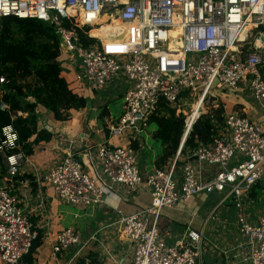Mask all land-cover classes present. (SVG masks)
<instances>
[{"label":"built area","instance_id":"1","mask_svg":"<svg viewBox=\"0 0 264 264\" xmlns=\"http://www.w3.org/2000/svg\"><path fill=\"white\" fill-rule=\"evenodd\" d=\"M6 16L53 25L79 89L104 91L111 83L123 88L121 114L106 119L114 135L146 129L161 101L182 112L183 101L217 100L220 92L249 93L264 113V0H0V19ZM68 20L70 26L65 24ZM79 28L87 29L94 41L85 43ZM6 82L0 77V93ZM223 104L224 124L218 125L211 142L186 154L181 148L166 165L145 175L132 145L109 143L88 151L99 163L91 161L94 174L73 153L45 171L43 181L71 206L106 203L114 185L150 194L149 205L126 215L119 209L113 224L132 247L131 261L118 259L99 231L84 240L75 226L57 235L53 255L95 242L105 250V260L116 264H198L204 252V226L188 223L170 242L160 233V219L167 208L217 193L223 198L205 223L229 201L242 238L239 247L244 249L238 264H264V210H251L258 197L252 193L264 188V122L228 111ZM1 108L9 106L2 102ZM2 132L3 163L15 176L26 156L8 155L19 146L20 137L11 125ZM38 236L19 197L0 184L4 264H29L24 258Z\"/></svg>","mask_w":264,"mask_h":264},{"label":"crops","instance_id":"2","mask_svg":"<svg viewBox=\"0 0 264 264\" xmlns=\"http://www.w3.org/2000/svg\"><path fill=\"white\" fill-rule=\"evenodd\" d=\"M62 54L66 58V54ZM62 70V75L69 82L70 87L76 93L86 97L87 105L84 108L72 110L67 119L59 120L55 118L50 109L39 104L34 111L37 115L38 129L51 132L52 138L42 140L33 146L34 153L25 155L26 158L15 176H10L6 166L3 165L6 173L0 181V184L7 185L12 193L19 197L21 204L29 212L37 230L41 233V244L32 254L31 262L27 263L80 264L82 259L88 263V256L92 252L98 254V258L103 260H100L103 264L112 263L110 259L105 260V250L95 242L89 243L85 248L76 246L64 253L53 255L57 235L68 226L78 228L84 240H87L93 232L99 231L102 242L106 247L109 246L108 249L116 252L118 259H123L122 255L125 254L131 261L132 247L124 236L120 237V232L114 229L115 225L113 224L119 218V209L126 215L140 207L149 205L150 194L148 191L132 190L114 185L106 203L89 207L71 206L57 198L53 187L43 181L42 175L68 153H73L81 158L88 171L94 174L91 161L95 165H99V163L94 154L89 156L88 151L98 143H109L116 146L132 145L138 151L140 168L145 175L157 168L156 162L164 153L162 142L154 137L157 126L149 124L150 127L148 126L140 132L130 130L125 135L112 134L106 119L114 116L111 114L107 100L109 97L106 93L120 90L119 96L123 97V88L111 83L104 91L81 90L79 83L74 80V71L67 61L62 65ZM231 95H234V98L230 97L227 101H222L227 104L228 111H237L256 122H264V113L249 93H232ZM28 100L36 101L34 97H29ZM20 114L23 113L20 112ZM23 115L27 116L28 113ZM35 138L36 135L30 140L33 141ZM171 159L172 157L164 165ZM204 173V176L208 177L207 171ZM206 198L207 196L197 197L189 202H182L171 209L167 208L160 219V233L166 240L174 242L186 229L188 223H192L198 228L204 226V252L198 264H238L240 260L237 259L241 258L244 249L239 247L242 238L235 227L234 212L233 216L230 214L232 204L228 203L231 206L230 209L227 206L223 207L224 209L216 213V218L205 223L219 203L217 202L209 210H204L202 204ZM221 226L227 227L228 232L233 234L235 232L238 236L234 238L227 235L223 230L225 228L221 229ZM0 264H4L1 256Z\"/></svg>","mask_w":264,"mask_h":264},{"label":"trees","instance_id":"3","mask_svg":"<svg viewBox=\"0 0 264 264\" xmlns=\"http://www.w3.org/2000/svg\"><path fill=\"white\" fill-rule=\"evenodd\" d=\"M65 24L70 26L71 21ZM79 32L85 43L94 41L87 36V29L79 28ZM60 54L61 41L53 25L34 18L6 16L0 19V77L4 76L7 80L1 87L3 93H0V143L4 139L2 130L5 126H13L20 137L19 146L7 151L8 155L18 152L31 155L35 144L52 138L51 132L38 129L34 111L39 104L50 109L59 120L67 119L72 110L87 105L86 97L76 93L62 75V64L58 61ZM29 97H34L36 101H29ZM2 102L9 108L2 109ZM224 114L222 101L215 109L202 113L193 124L182 153L200 143L211 142L218 134V125L224 124ZM150 124L157 126L154 137L164 147L163 155L156 162L157 167H162L177 153L184 133L190 127L186 126L183 112L163 101L151 116ZM35 135L36 138L31 141ZM3 160L0 152V181L6 173ZM252 194L256 195V190ZM40 234L31 252L25 256V262H31L32 254L41 244ZM88 259V263L82 259L80 264H103L97 253H90Z\"/></svg>","mask_w":264,"mask_h":264},{"label":"rangeland","instance_id":"4","mask_svg":"<svg viewBox=\"0 0 264 264\" xmlns=\"http://www.w3.org/2000/svg\"><path fill=\"white\" fill-rule=\"evenodd\" d=\"M254 41V40H253ZM58 61L63 65L66 61L65 56H63V54L61 53ZM120 91V90H119ZM114 92V91H108L107 97H109L107 100L109 101V108L111 111L112 116H114L115 118L119 117V115L122 112V107L120 106V104L123 102V97H120V92ZM222 92H220L221 94ZM232 93H222V96L218 95L219 98L217 100H213V99H208L206 98L204 100V102L202 101V99L199 98H191L188 101H183V105L181 107L182 112L186 115V118L188 119V126L191 127L192 124L194 123L195 118L199 115H201L202 113H206L211 111L212 109H215L216 107H218L219 103L221 101H227L228 98L232 97L234 98V95H231ZM123 104V103H122ZM189 117V118H188ZM150 127V126H149ZM158 168V167H157ZM262 190V191H261ZM260 191L256 192L257 194V199L255 200V204H252V208L251 210L254 213H257L258 210H264V188H261ZM255 196V195H254ZM223 197V195H218V194H212V195H208L207 198L204 200V203L202 204V209L204 210H209L212 208L213 205H215L217 202H219L221 200V198ZM228 203H230L229 201L225 204L227 206L228 209L231 208V206L228 205ZM224 209L223 207L220 209L222 210ZM231 212L230 214L233 216V212H234V208H231ZM218 216V215H217ZM234 217V216H233ZM225 229H223V228ZM227 227L225 226H221V229H223L225 231V233L231 237L236 238L238 236L237 233L234 232V234L232 232H228V229H226ZM120 237H123L122 232H120ZM125 259L130 260V258L123 254L122 255ZM237 260H240L239 258ZM112 264V263H111ZM116 264V263H114Z\"/></svg>","mask_w":264,"mask_h":264},{"label":"water","instance_id":"5","mask_svg":"<svg viewBox=\"0 0 264 264\" xmlns=\"http://www.w3.org/2000/svg\"><path fill=\"white\" fill-rule=\"evenodd\" d=\"M190 130H191V128H190V129H186V131H185V133H184V136H183V138H182V141H181V144H180V148H179V149L183 148V146H184V144H185V141H186V139H187V136H188Z\"/></svg>","mask_w":264,"mask_h":264},{"label":"bare ground","instance_id":"6","mask_svg":"<svg viewBox=\"0 0 264 264\" xmlns=\"http://www.w3.org/2000/svg\"><path fill=\"white\" fill-rule=\"evenodd\" d=\"M92 33L95 34V35H98V33H100V32H99L98 30H97V31H96V30H93ZM102 34H103V32H101V35H102ZM260 43H261V42H259V44H260Z\"/></svg>","mask_w":264,"mask_h":264}]
</instances>
